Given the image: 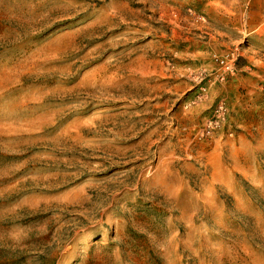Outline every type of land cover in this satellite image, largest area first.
Here are the masks:
<instances>
[{
	"label": "rangeland",
	"instance_id": "obj_1",
	"mask_svg": "<svg viewBox=\"0 0 264 264\" xmlns=\"http://www.w3.org/2000/svg\"><path fill=\"white\" fill-rule=\"evenodd\" d=\"M0 264H264V0H0Z\"/></svg>",
	"mask_w": 264,
	"mask_h": 264
}]
</instances>
